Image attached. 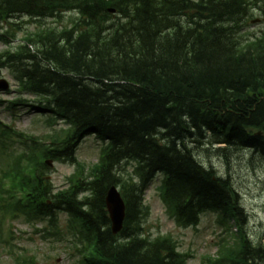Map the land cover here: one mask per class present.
Wrapping results in <instances>:
<instances>
[{
	"label": "trees",
	"instance_id": "obj_1",
	"mask_svg": "<svg viewBox=\"0 0 264 264\" xmlns=\"http://www.w3.org/2000/svg\"><path fill=\"white\" fill-rule=\"evenodd\" d=\"M253 10L264 17V0H0L6 43L19 31L11 19L73 14L70 27L39 30L0 54V73L10 69L20 92L36 98L8 109L28 107L68 127L44 140L0 123V212L68 215L83 243L77 264H189L193 255L172 236L145 230L146 191L162 174L160 197L178 226L196 228L205 212L218 213L223 226L237 223V237L201 264H264V245L248 238L230 175L196 156L211 149L228 169L242 151L264 160V32H243ZM88 134L107 144L99 164L55 190L44 161L76 164ZM15 141L32 152L28 174H20L26 151L16 156ZM112 186L126 204L118 235L105 203Z\"/></svg>",
	"mask_w": 264,
	"mask_h": 264
},
{
	"label": "rangeland",
	"instance_id": "obj_2",
	"mask_svg": "<svg viewBox=\"0 0 264 264\" xmlns=\"http://www.w3.org/2000/svg\"><path fill=\"white\" fill-rule=\"evenodd\" d=\"M71 18L72 16L67 14L61 20L59 17L45 20L29 17L11 19V22L19 26V31L15 33V42L7 45L0 41V53L8 50L14 51L19 45L24 44L25 36L39 30L61 29L68 24ZM256 20L259 22L253 23ZM9 28L8 23H1L0 35ZM263 31L264 17L258 10H253L252 17L245 23L243 32L247 37L252 38L259 36ZM1 76L10 83L9 91H0V102H2L0 103V121L3 124L9 126L14 132L40 138L49 137L55 131L66 128L64 125L53 126L56 121H51V125H48L45 122V117H39L29 108L20 106L8 109L9 102H15L21 98L33 101L35 97L19 93V84L12 71L2 70ZM87 139L79 148L78 158L84 165L91 168L99 159L101 144L94 137ZM15 145V150L22 148L21 143ZM13 150L14 146L11 147V151ZM199 154V161L206 168H213L222 176L230 175L240 196V207L243 210L244 226L249 240L256 244L261 242L264 245V160L251 151H242L231 159L230 169H228L226 163L211 151L196 152V156ZM2 161L3 158L0 156V162ZM75 171L76 166L53 163L50 170H46L45 173L50 177L55 188L62 189L68 186V178ZM161 181L162 176L159 175L146 193L145 202L150 207V215L145 224V230L151 238L172 236L178 242L181 252L194 256L189 264H201L204 256L216 254L218 244L224 239H228L230 231L227 232L222 225L220 215L211 212L202 216L201 223L197 228L178 226L170 217L160 197L158 187ZM9 223L14 235L11 236L8 244L0 243V262L2 264H26L29 257H34L37 264H76L79 260L80 256L77 250L81 249L83 244L79 240V232L69 227L67 215L59 214V223L55 229L48 220L29 221L23 216L15 217ZM230 225H232V232L236 234V222L230 221ZM8 229L9 226L6 223L3 230L6 233ZM10 249L11 254L9 253Z\"/></svg>",
	"mask_w": 264,
	"mask_h": 264
},
{
	"label": "water",
	"instance_id": "obj_3",
	"mask_svg": "<svg viewBox=\"0 0 264 264\" xmlns=\"http://www.w3.org/2000/svg\"><path fill=\"white\" fill-rule=\"evenodd\" d=\"M9 85L6 81H0V89L7 90ZM106 205L112 222V231L116 235L122 228L125 220L126 208L116 187L109 189L106 197Z\"/></svg>",
	"mask_w": 264,
	"mask_h": 264
},
{
	"label": "bare ground",
	"instance_id": "obj_4",
	"mask_svg": "<svg viewBox=\"0 0 264 264\" xmlns=\"http://www.w3.org/2000/svg\"><path fill=\"white\" fill-rule=\"evenodd\" d=\"M209 142V141H208ZM211 143V142H210ZM204 144H206V142L204 143ZM208 144V143H207ZM212 149H213V147H212ZM208 150V149H207ZM211 150V149H210ZM209 150V151H210ZM197 151V150H196ZM201 150H199V152H200ZM203 151V150H202ZM214 152V151H213ZM198 153V152H197ZM212 153V152H211ZM234 153V152H233ZM200 155V154H199ZM199 160H200V158H198ZM229 159V158H228ZM207 166V165H206ZM207 169V168H206ZM225 173V172H224Z\"/></svg>",
	"mask_w": 264,
	"mask_h": 264
}]
</instances>
